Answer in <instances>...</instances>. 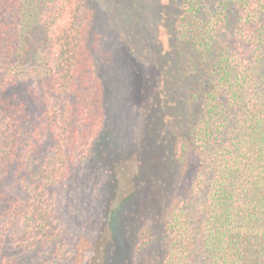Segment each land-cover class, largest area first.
Segmentation results:
<instances>
[{"label": "trees", "instance_id": "16d2710c", "mask_svg": "<svg viewBox=\"0 0 264 264\" xmlns=\"http://www.w3.org/2000/svg\"><path fill=\"white\" fill-rule=\"evenodd\" d=\"M130 4L150 11L124 35L144 125L134 174L109 170L106 210L139 196L136 244L154 243L153 264H264V0H111L110 10ZM99 9L0 0V264L61 262L52 188L111 144L102 66L118 47L103 42ZM150 18L159 49L143 33ZM102 238L88 264L106 262Z\"/></svg>", "mask_w": 264, "mask_h": 264}, {"label": "rangeland", "instance_id": "374dc122", "mask_svg": "<svg viewBox=\"0 0 264 264\" xmlns=\"http://www.w3.org/2000/svg\"><path fill=\"white\" fill-rule=\"evenodd\" d=\"M110 4L111 0H100L96 24L103 35L105 45L112 48L116 45L119 49L112 61L113 65L105 62L102 66L109 88L111 144L106 146L103 152L99 151L92 156L89 162L80 166L72 180L62 181L52 188L66 247L65 257L59 264H88L92 254V244L101 232L102 239L110 241L108 257L104 264H153L152 251L157 250L154 243H151L150 248L144 250V253L139 252V246L136 244L138 238L135 236L138 233L134 225L137 222V215L141 214L138 195H132L123 203L118 202L121 196L115 197L112 201L117 202L116 205L121 203L120 207H115L113 211L106 210V182L111 178L109 170L113 169L112 171L124 176L125 179L129 174H134L138 134L144 125L142 118L133 116L142 102L134 92L139 82L136 68L125 57L128 56L127 51L130 49L131 41H127L124 35L137 34L140 30L139 19L143 15L150 14V11L137 12L131 4L127 12L122 8L111 11ZM157 20L156 18L152 22L150 18L147 27L143 28L148 43L154 49H159L161 44L158 37L161 35L162 27H159ZM146 45L149 47L148 44L144 46ZM157 112L159 109H153L152 115ZM158 116L163 121L162 114ZM123 146H125V154L118 151V148ZM105 166L107 171L104 169ZM107 214H109L108 226ZM144 216H148L147 211L144 212ZM99 253L102 254V248Z\"/></svg>", "mask_w": 264, "mask_h": 264}]
</instances>
